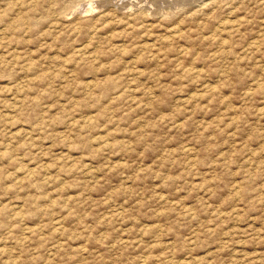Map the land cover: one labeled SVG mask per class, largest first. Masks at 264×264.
I'll use <instances>...</instances> for the list:
<instances>
[{"label": "rangeland", "instance_id": "374dc122", "mask_svg": "<svg viewBox=\"0 0 264 264\" xmlns=\"http://www.w3.org/2000/svg\"><path fill=\"white\" fill-rule=\"evenodd\" d=\"M0 264H264V0H0Z\"/></svg>", "mask_w": 264, "mask_h": 264}, {"label": "bare ground", "instance_id": "6f19581e", "mask_svg": "<svg viewBox=\"0 0 264 264\" xmlns=\"http://www.w3.org/2000/svg\"><path fill=\"white\" fill-rule=\"evenodd\" d=\"M152 1V0H151ZM175 1V0H174ZM107 2V1H106ZM191 2V1H190ZM137 3H138V1H137ZM154 3V2H153ZM159 3V2H158ZM157 3V4H158ZM167 3H168V1H167ZM195 3V2H194ZM92 4V3H91ZM172 4V3H171ZM190 4V3H189ZM94 7H96V8H98V4L97 5H93ZM161 6V5H160ZM89 7H90V5H89ZM144 7V6H143ZM201 7H203V6H201ZM150 8V7H149ZM171 8V7H170ZM91 10H93V8H92V5H91ZM146 13H147V11H146ZM150 14V13H149ZM151 15V14H150ZM224 29V28H223ZM227 32V31H226ZM2 56V55H1ZM2 60H3V58H2Z\"/></svg>", "mask_w": 264, "mask_h": 264}]
</instances>
